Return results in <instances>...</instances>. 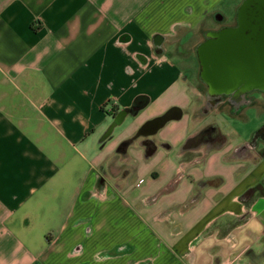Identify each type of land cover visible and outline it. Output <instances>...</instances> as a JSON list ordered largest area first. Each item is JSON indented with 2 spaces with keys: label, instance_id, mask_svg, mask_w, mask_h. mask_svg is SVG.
Masks as SVG:
<instances>
[{
  "label": "crops",
  "instance_id": "crops-1",
  "mask_svg": "<svg viewBox=\"0 0 264 264\" xmlns=\"http://www.w3.org/2000/svg\"><path fill=\"white\" fill-rule=\"evenodd\" d=\"M224 1L0 0V264H264V119L192 62Z\"/></svg>",
  "mask_w": 264,
  "mask_h": 264
},
{
  "label": "water",
  "instance_id": "water-1",
  "mask_svg": "<svg viewBox=\"0 0 264 264\" xmlns=\"http://www.w3.org/2000/svg\"><path fill=\"white\" fill-rule=\"evenodd\" d=\"M196 50L201 77L211 91H264V0H242L236 23L206 31ZM120 121L116 116L107 133Z\"/></svg>",
  "mask_w": 264,
  "mask_h": 264
},
{
  "label": "flooded vegetation",
  "instance_id": "flooded-vegetation-1",
  "mask_svg": "<svg viewBox=\"0 0 264 264\" xmlns=\"http://www.w3.org/2000/svg\"><path fill=\"white\" fill-rule=\"evenodd\" d=\"M204 84L205 102L208 106L217 108L228 106L233 115H238L243 110H250L251 114L254 112L256 114L264 113V91L262 90H251L244 93L243 95H237L234 93L219 94L211 91L207 83L204 82ZM213 130L214 128L212 124L206 125L197 133L196 137L199 140H206L207 143H211L212 141L216 140V135L214 134ZM262 139H264V122L253 132V134H251L250 138L245 144H243V146L245 148H251L255 150L259 143L262 142ZM249 194H251V191L248 193V195ZM251 252V249L245 250V254L247 255H251Z\"/></svg>",
  "mask_w": 264,
  "mask_h": 264
},
{
  "label": "rangeland",
  "instance_id": "rangeland-1",
  "mask_svg": "<svg viewBox=\"0 0 264 264\" xmlns=\"http://www.w3.org/2000/svg\"><path fill=\"white\" fill-rule=\"evenodd\" d=\"M242 2V0H225L221 5H219L217 7L218 9V13L222 15L223 21H219V20H215V18L213 17L212 19H210V25L211 27L209 28H205L207 27V25L205 26V23L202 25L201 28V32L198 34L200 36L199 40L202 41L204 39V34L206 29H218L222 26H228V25H234L236 23V13H237V8L240 5V3ZM216 15V14H215ZM192 62L197 65L199 64V59L198 58H194L192 60ZM202 83V82H201ZM203 84V83H202ZM252 116H256V119H253V124L256 125V122L259 123L260 120L264 119V113L261 114H256L255 112L251 114Z\"/></svg>",
  "mask_w": 264,
  "mask_h": 264
},
{
  "label": "trees",
  "instance_id": "trees-1",
  "mask_svg": "<svg viewBox=\"0 0 264 264\" xmlns=\"http://www.w3.org/2000/svg\"><path fill=\"white\" fill-rule=\"evenodd\" d=\"M132 108H135L134 106Z\"/></svg>",
  "mask_w": 264,
  "mask_h": 264
}]
</instances>
